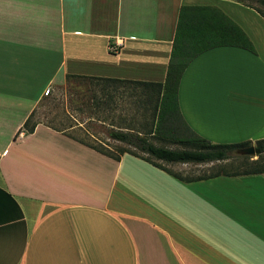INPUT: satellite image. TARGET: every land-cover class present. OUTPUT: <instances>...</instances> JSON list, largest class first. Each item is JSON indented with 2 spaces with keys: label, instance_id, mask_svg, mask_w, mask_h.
Here are the masks:
<instances>
[{
  "label": "crops",
  "instance_id": "1",
  "mask_svg": "<svg viewBox=\"0 0 264 264\" xmlns=\"http://www.w3.org/2000/svg\"><path fill=\"white\" fill-rule=\"evenodd\" d=\"M83 76L116 80L100 98L119 111L126 81L161 83L148 127L168 144L264 138V17L255 8L0 0V264H264V172L182 179L143 152L116 159L32 122L45 96ZM132 95L153 113L149 91Z\"/></svg>",
  "mask_w": 264,
  "mask_h": 264
},
{
  "label": "rangeland",
  "instance_id": "2",
  "mask_svg": "<svg viewBox=\"0 0 264 264\" xmlns=\"http://www.w3.org/2000/svg\"><path fill=\"white\" fill-rule=\"evenodd\" d=\"M103 88H108L111 93L115 91L114 88L116 87L102 81L68 77L67 81L62 83L57 90L45 96L46 98L35 112L32 122L42 120L60 129L67 130L79 139L100 147H107L113 152L121 148L142 152L133 145L114 139L110 135L112 130L121 129V127H127L124 129L132 132H143L148 129V125L152 123V108H148L145 112L144 109H147V107H143V102L134 100L133 95L129 97V94L132 93H136L135 96L139 97L143 92L142 89L131 88L130 86L124 88L128 97L126 96L120 102L122 105L119 111L114 106L115 102H111V106H109V97L107 95L103 96V94L100 98V94L104 92ZM148 138L156 145L173 148L193 147L192 144L171 145L155 136H148ZM244 156L253 159L249 155ZM241 157L233 154L232 158L206 163L180 165L178 162L170 163L166 161L167 163L165 164L179 174L191 177L207 175L217 171L242 170L250 167L249 163H246L249 159L245 161Z\"/></svg>",
  "mask_w": 264,
  "mask_h": 264
},
{
  "label": "trees",
  "instance_id": "3",
  "mask_svg": "<svg viewBox=\"0 0 264 264\" xmlns=\"http://www.w3.org/2000/svg\"><path fill=\"white\" fill-rule=\"evenodd\" d=\"M245 5L251 6L255 8L263 17H264V0H236ZM76 76V75H71ZM86 77L87 76H83ZM107 84H112L115 86L114 79L110 80L109 78H104ZM129 83V86L132 88H141L142 93L147 94L149 91V100L150 104L153 106V113H152V122L156 116L160 94L162 91V84L157 82H146V81H126ZM143 103L144 99L141 101ZM30 118L25 123V129L29 132H32L35 127V123L30 124ZM143 133L142 135L139 133ZM139 132H132V131H119V130H112L110 135L112 138L124 141L130 145H133L135 148L140 149L146 156H143L145 159L151 161L153 164L162 167L160 163L155 161V159L164 160L167 162H193V163H202V162H210L215 160H224L233 157L232 151L238 147L248 146L252 144V141H245L241 143H212L206 140L197 139L193 143V147H184V148H170L164 145H156L151 142L148 136H155L153 135V128L151 126L148 127L145 131ZM156 137V136H155ZM160 138V137H159ZM162 139V138H160ZM82 142L86 143L87 145L91 146L92 148L107 154L113 158L119 159L121 154L124 152H132L137 154V151L130 150V149H120L116 152L109 150L107 147H100L94 144H91L85 140ZM186 143V142H185ZM188 143V142H187ZM255 150L257 154V158H249L247 156H242L241 158L247 159L246 163H249L250 167H246L242 170H235V171H217L215 173L207 174V175H217L220 173L225 174H245V173H254V172H264V138L258 139L255 142ZM175 175L179 178L185 179H193V178H202L206 177L207 175H199V176H191L185 177L179 173H175Z\"/></svg>",
  "mask_w": 264,
  "mask_h": 264
},
{
  "label": "water",
  "instance_id": "4",
  "mask_svg": "<svg viewBox=\"0 0 264 264\" xmlns=\"http://www.w3.org/2000/svg\"><path fill=\"white\" fill-rule=\"evenodd\" d=\"M234 155H239V156H244V155H249L253 158H257L256 150H255V145L251 144L248 146H243V147H238L232 151Z\"/></svg>",
  "mask_w": 264,
  "mask_h": 264
}]
</instances>
